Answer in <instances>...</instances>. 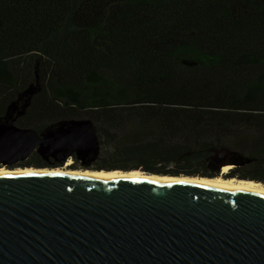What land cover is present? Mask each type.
Wrapping results in <instances>:
<instances>
[{"label": "trees", "instance_id": "trees-1", "mask_svg": "<svg viewBox=\"0 0 264 264\" xmlns=\"http://www.w3.org/2000/svg\"><path fill=\"white\" fill-rule=\"evenodd\" d=\"M82 118L91 170L264 183V0H0V125Z\"/></svg>", "mask_w": 264, "mask_h": 264}, {"label": "water", "instance_id": "water-1", "mask_svg": "<svg viewBox=\"0 0 264 264\" xmlns=\"http://www.w3.org/2000/svg\"><path fill=\"white\" fill-rule=\"evenodd\" d=\"M98 146L89 119L43 135L0 125V164L9 169L36 149L66 159L91 155ZM0 264H264V194L147 179L0 173Z\"/></svg>", "mask_w": 264, "mask_h": 264}, {"label": "bare ground", "instance_id": "bare-ground-1", "mask_svg": "<svg viewBox=\"0 0 264 264\" xmlns=\"http://www.w3.org/2000/svg\"><path fill=\"white\" fill-rule=\"evenodd\" d=\"M232 168L231 164H226L222 167V175L214 178L199 177V176H186V175H166L146 173L141 170L121 171V170H91L82 168H38V167H17L16 169H9L1 167L0 173L5 174H63V175H87L93 177H111V178H130V179H147L157 180L164 182H183L200 185L220 186L233 190L246 191L264 194V183L254 180H244L237 178H225L224 174L228 173Z\"/></svg>", "mask_w": 264, "mask_h": 264}, {"label": "rangeland", "instance_id": "rangeland-1", "mask_svg": "<svg viewBox=\"0 0 264 264\" xmlns=\"http://www.w3.org/2000/svg\"><path fill=\"white\" fill-rule=\"evenodd\" d=\"M82 119H87V118H82ZM82 119H77V120H82ZM99 152H101L100 146H98V148H96L95 150H93L91 152V155H85V154H83L85 156L83 158L81 156H79V158H78L80 160L79 162H75L73 156L72 157L69 156L68 158L65 159V158H63L64 155H62L61 156V159H59L56 155H54L53 153H48L47 151H44V152L42 151V154L44 155V158L46 160H48L49 162H53V160L56 159V161H58L60 163V166H58V167H66V168H71L72 169L75 166L74 168L92 169V167L96 163V159H97V156H98ZM27 158H25V159H27ZM227 164H231L232 165V168L233 167H236L235 162L232 161V160H230ZM1 167H7V166H5L4 164H0V168ZM7 168H9V167H7ZM131 170H137V169H131ZM131 170H128V171H131ZM121 171H123V170H121ZM226 174H224L223 176H225V178H228L226 176ZM220 175H222V169H221Z\"/></svg>", "mask_w": 264, "mask_h": 264}, {"label": "flooded vegetation", "instance_id": "flooded-vegetation-1", "mask_svg": "<svg viewBox=\"0 0 264 264\" xmlns=\"http://www.w3.org/2000/svg\"><path fill=\"white\" fill-rule=\"evenodd\" d=\"M73 155H74V154H73ZM73 155H72V156H73ZM72 156H71V157H72Z\"/></svg>", "mask_w": 264, "mask_h": 264}]
</instances>
